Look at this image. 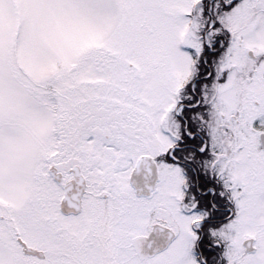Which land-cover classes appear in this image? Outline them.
<instances>
[{
  "label": "snow or ice",
  "instance_id": "1",
  "mask_svg": "<svg viewBox=\"0 0 264 264\" xmlns=\"http://www.w3.org/2000/svg\"><path fill=\"white\" fill-rule=\"evenodd\" d=\"M0 264H264V0H0Z\"/></svg>",
  "mask_w": 264,
  "mask_h": 264
}]
</instances>
